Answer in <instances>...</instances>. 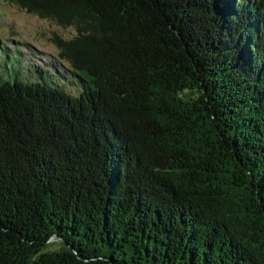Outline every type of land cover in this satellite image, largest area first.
Listing matches in <instances>:
<instances>
[{
    "label": "trees",
    "instance_id": "16d2710c",
    "mask_svg": "<svg viewBox=\"0 0 264 264\" xmlns=\"http://www.w3.org/2000/svg\"><path fill=\"white\" fill-rule=\"evenodd\" d=\"M9 1L74 33L0 67V264H264V0Z\"/></svg>",
    "mask_w": 264,
    "mask_h": 264
},
{
    "label": "rangeland",
    "instance_id": "374dc122",
    "mask_svg": "<svg viewBox=\"0 0 264 264\" xmlns=\"http://www.w3.org/2000/svg\"><path fill=\"white\" fill-rule=\"evenodd\" d=\"M54 31L64 36L74 33L73 28L61 27L9 0H0V67L25 65L29 60L38 66H46L51 72L63 71L65 61L61 60L58 47L51 41Z\"/></svg>",
    "mask_w": 264,
    "mask_h": 264
}]
</instances>
